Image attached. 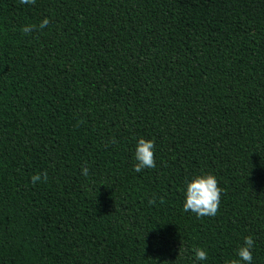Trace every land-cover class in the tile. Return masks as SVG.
<instances>
[{
	"label": "trees",
	"instance_id": "trees-1",
	"mask_svg": "<svg viewBox=\"0 0 264 264\" xmlns=\"http://www.w3.org/2000/svg\"><path fill=\"white\" fill-rule=\"evenodd\" d=\"M203 173L214 217L182 208ZM245 235L264 264V0H0V264H229Z\"/></svg>",
	"mask_w": 264,
	"mask_h": 264
},
{
	"label": "clouds",
	"instance_id": "clouds-1",
	"mask_svg": "<svg viewBox=\"0 0 264 264\" xmlns=\"http://www.w3.org/2000/svg\"><path fill=\"white\" fill-rule=\"evenodd\" d=\"M35 0H20L22 5L33 4ZM49 25V18L44 17L39 25H25L22 28L24 33L32 31L34 28L44 29ZM154 141L140 137L136 140L133 152L134 163L132 171L140 173L143 169L155 167L154 160ZM84 174L87 168L82 169ZM46 179V176L36 174L31 177L33 183ZM221 189L218 187L216 176L212 173L194 174L186 180L183 189L182 208L185 212H191L196 217H214L217 213L220 203ZM152 201H149L151 203ZM254 240L251 235H245L242 242L235 249V258L229 261V264H252L253 261ZM192 252L194 264H204L208 260V252L200 246H193Z\"/></svg>",
	"mask_w": 264,
	"mask_h": 264
}]
</instances>
